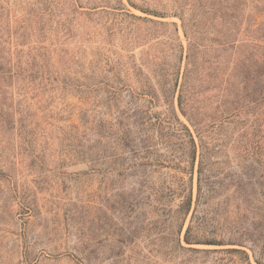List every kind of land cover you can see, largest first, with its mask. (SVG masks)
Returning <instances> with one entry per match:
<instances>
[{
	"label": "rangeland",
	"instance_id": "1",
	"mask_svg": "<svg viewBox=\"0 0 264 264\" xmlns=\"http://www.w3.org/2000/svg\"><path fill=\"white\" fill-rule=\"evenodd\" d=\"M130 1L122 0L126 10H119L118 0H0V31L9 25L11 33L9 43L2 33V47L9 48L12 63L20 59L24 68L36 41L49 61L44 78L33 83L17 67L11 79L0 74V264H257L249 246H187L188 221L181 244L197 251L173 249L171 199L161 205L154 194L166 192L173 175L191 176L194 200L197 157L193 166L186 158L178 163L191 172L181 174L165 140L157 139L143 183L120 176L127 155L108 144L107 135L117 132L123 114L146 106L148 97L138 96L143 86L157 90L163 74L171 83L177 75L181 85L189 46L178 15L189 20L193 8L209 4L145 0L157 13H144L142 0ZM249 6L264 30V0ZM196 21L189 29L196 37L187 86L215 102L222 73L231 74L234 65L221 58V26ZM244 53L242 46L233 56ZM233 157L230 151L211 156L202 183L222 189L214 202L226 199L231 211L239 210L242 229L264 235V223H251L264 212V180L253 175L258 184L237 190L241 171ZM243 192L254 194L249 212ZM231 248L240 252L221 251Z\"/></svg>",
	"mask_w": 264,
	"mask_h": 264
},
{
	"label": "trees",
	"instance_id": "2",
	"mask_svg": "<svg viewBox=\"0 0 264 264\" xmlns=\"http://www.w3.org/2000/svg\"><path fill=\"white\" fill-rule=\"evenodd\" d=\"M142 1L144 4L139 6L141 11L157 13L148 10L145 0ZM254 1L260 0H205L209 2L208 6L202 3L196 11L193 8L189 20L184 19V12L178 15L189 46L181 85L178 86L177 75L171 83L163 74L157 90L150 85L143 86L138 96L144 99L148 97L145 100L146 106L136 107L131 112L123 114L122 117L125 115L123 119L115 125L117 132L107 136L108 144H113L119 153L127 155L124 158V165L120 166V176L131 177L134 180L138 178L140 184L143 183L146 168L151 165L150 157L156 153L155 146L158 140H165L163 145L170 149L173 167L181 174L191 172H187V167L180 168L178 163L186 158L190 159V165L193 166L196 157L198 158L194 200L191 176L186 180L184 176L173 175L172 183L165 188L166 192L156 191L154 194L161 205L165 204L167 199H171L167 216L173 249L197 251L184 248L181 244L180 235L188 221L183 233V242L187 246L229 245L238 248L249 246L254 261L257 264H264V253H261L264 251V235L261 233L252 235L246 229H242L243 221L240 219L239 210L231 211L226 199L214 202L221 195L222 189L214 186L204 188L202 183L204 172L210 171L209 158L227 151L233 154L237 161L235 168L242 174L237 180V190L242 191L247 187H254L255 183L258 184V178H254L253 175L260 174L259 178L264 180V30L256 23V16L251 15L249 4ZM128 3L133 5L130 0ZM116 7L119 10L125 9L122 0H118ZM260 12H264V9ZM125 16L142 21L146 19L129 13ZM196 16L208 19L215 27L221 26V29L217 30L219 52L222 59H228L226 62L231 60L234 65L231 74L226 75V69L225 73H222L221 85L217 94L213 96L215 102H210L212 96L209 98L201 96L202 92L189 90L187 86L190 45L196 37L195 32L189 29L191 24L197 23ZM172 25L177 35V26ZM2 33L7 34L9 43L10 26L0 31V41ZM177 40L179 41L178 36ZM4 43L6 41L0 43L1 76L13 78L15 74L12 72L13 68L17 67L15 72L25 70L31 83L38 78L40 80L44 78V74L48 72L49 61L45 57V52H42L44 48L40 46V42L36 41L37 47L30 49L34 54L31 55L29 52L26 55L24 68L21 67L20 59L15 64L12 63L9 48L5 50V46L2 47ZM22 45L21 43L20 46ZM242 46L245 47L242 59H235L233 54ZM178 47L182 49L181 43ZM133 70L139 71L135 68ZM205 98L209 101L206 104ZM155 108L161 110L153 112L152 109ZM98 135H101L100 130ZM253 195L242 193L241 201L245 204V211L249 212L248 203L251 198L253 199ZM251 223L255 225L264 223V212L258 215L257 221L252 220ZM221 251L240 252L236 248Z\"/></svg>",
	"mask_w": 264,
	"mask_h": 264
}]
</instances>
